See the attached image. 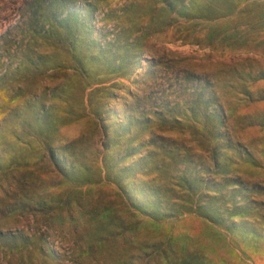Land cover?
Returning a JSON list of instances; mask_svg holds the SVG:
<instances>
[{"label": "rangeland", "instance_id": "374dc122", "mask_svg": "<svg viewBox=\"0 0 264 264\" xmlns=\"http://www.w3.org/2000/svg\"><path fill=\"white\" fill-rule=\"evenodd\" d=\"M0 264H264V0H0Z\"/></svg>", "mask_w": 264, "mask_h": 264}]
</instances>
